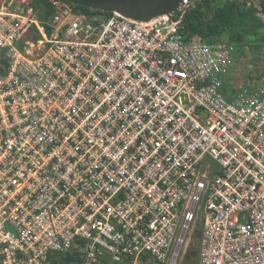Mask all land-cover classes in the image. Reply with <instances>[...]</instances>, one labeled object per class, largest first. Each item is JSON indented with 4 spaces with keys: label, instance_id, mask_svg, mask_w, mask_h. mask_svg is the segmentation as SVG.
Wrapping results in <instances>:
<instances>
[{
    "label": "built area",
    "instance_id": "1",
    "mask_svg": "<svg viewBox=\"0 0 264 264\" xmlns=\"http://www.w3.org/2000/svg\"><path fill=\"white\" fill-rule=\"evenodd\" d=\"M202 1L0 0V264H176L196 225L198 264H264V77L223 92L255 50L186 41Z\"/></svg>",
    "mask_w": 264,
    "mask_h": 264
},
{
    "label": "trees",
    "instance_id": "2",
    "mask_svg": "<svg viewBox=\"0 0 264 264\" xmlns=\"http://www.w3.org/2000/svg\"><path fill=\"white\" fill-rule=\"evenodd\" d=\"M264 13V0H256L250 5L246 0H203L195 8L188 10L182 19L181 34L186 41L199 38L205 42L224 39L236 43L240 47L262 51L264 48V19L255 13V5ZM77 10L90 12L83 6H75ZM110 14L107 11L98 10ZM235 75L227 76L223 92L227 95L236 91ZM200 229V228H199ZM196 231L193 233L195 236ZM77 256V255H76ZM69 255L65 260H71Z\"/></svg>",
    "mask_w": 264,
    "mask_h": 264
},
{
    "label": "water",
    "instance_id": "3",
    "mask_svg": "<svg viewBox=\"0 0 264 264\" xmlns=\"http://www.w3.org/2000/svg\"><path fill=\"white\" fill-rule=\"evenodd\" d=\"M75 6H83L92 11L118 12L135 20H150L160 14L174 10L181 0H65ZM196 236L201 234L200 229ZM196 256V252L192 253ZM152 264H160L155 261Z\"/></svg>",
    "mask_w": 264,
    "mask_h": 264
},
{
    "label": "rangeland",
    "instance_id": "4",
    "mask_svg": "<svg viewBox=\"0 0 264 264\" xmlns=\"http://www.w3.org/2000/svg\"><path fill=\"white\" fill-rule=\"evenodd\" d=\"M259 50L253 52V54L248 53V55H244L236 62L233 74L237 77V81L241 83L249 81L250 83L257 84L264 77V49L260 54H256L259 53ZM199 227V225H196L193 228L190 241L184 247L182 254L177 258L176 264H198L199 237L194 236L193 233L198 231ZM193 252H196V256H192Z\"/></svg>",
    "mask_w": 264,
    "mask_h": 264
},
{
    "label": "crops",
    "instance_id": "5",
    "mask_svg": "<svg viewBox=\"0 0 264 264\" xmlns=\"http://www.w3.org/2000/svg\"><path fill=\"white\" fill-rule=\"evenodd\" d=\"M237 82H239V81H237ZM239 83H241V82H239Z\"/></svg>",
    "mask_w": 264,
    "mask_h": 264
}]
</instances>
